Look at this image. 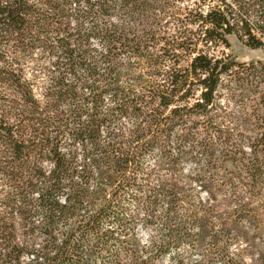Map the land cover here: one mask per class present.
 Returning <instances> with one entry per match:
<instances>
[{
    "label": "trees",
    "instance_id": "16d2710c",
    "mask_svg": "<svg viewBox=\"0 0 264 264\" xmlns=\"http://www.w3.org/2000/svg\"><path fill=\"white\" fill-rule=\"evenodd\" d=\"M229 35L264 48V0H0V264L224 258L264 186V122L243 140L227 110L264 65Z\"/></svg>",
    "mask_w": 264,
    "mask_h": 264
},
{
    "label": "rangeland",
    "instance_id": "374dc122",
    "mask_svg": "<svg viewBox=\"0 0 264 264\" xmlns=\"http://www.w3.org/2000/svg\"><path fill=\"white\" fill-rule=\"evenodd\" d=\"M227 40L229 46L218 47L214 51L217 55L229 54L238 62L264 65V48H250L240 42L235 35L227 36ZM225 103L226 100L222 97L221 104ZM227 110L235 115L232 125L241 127L235 133H240L243 140H246V137H254L257 132L256 126L264 122V82L259 84L257 92L249 93L243 99L228 104ZM243 111H246L247 114H243ZM244 149L247 153L249 152L246 144ZM147 163L152 166L154 160L149 158ZM225 166L226 170L233 169L228 163ZM192 169H194L192 162H187L184 165L181 171L182 182L188 183L187 177L192 173ZM190 187L191 193L194 194L197 201L216 204L219 213H231L234 210V205L226 204L225 199L228 198L226 194H217L214 200H210L209 194L200 186L192 184ZM256 191V193H260L255 196L251 206L256 213L255 219L249 221L244 218H236L238 227L246 235L238 239L230 238V241L227 242L228 249L225 257L213 255L208 264H223L225 259H229L231 264H264V186L258 185ZM154 233L151 227H144L140 222L135 226V238L140 245L145 244ZM203 254L202 251L187 245L181 246L172 251L169 257L162 259L160 264H176L177 260L180 261V264H206L203 263Z\"/></svg>",
    "mask_w": 264,
    "mask_h": 264
}]
</instances>
